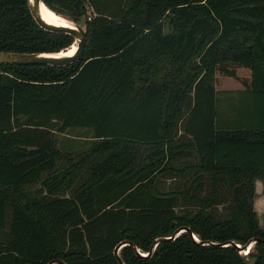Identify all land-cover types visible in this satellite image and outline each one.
<instances>
[{
	"label": "trees",
	"instance_id": "1",
	"mask_svg": "<svg viewBox=\"0 0 264 264\" xmlns=\"http://www.w3.org/2000/svg\"><path fill=\"white\" fill-rule=\"evenodd\" d=\"M43 2L85 19L88 40L64 67L0 65V264H120L125 242L124 264H264V0ZM74 42L42 29L29 0H0V52ZM238 68L245 90H217V73ZM74 129L96 142L58 170L57 136ZM183 227L199 242L184 232L136 252ZM253 239L248 257L228 245Z\"/></svg>",
	"mask_w": 264,
	"mask_h": 264
},
{
	"label": "water",
	"instance_id": "2",
	"mask_svg": "<svg viewBox=\"0 0 264 264\" xmlns=\"http://www.w3.org/2000/svg\"><path fill=\"white\" fill-rule=\"evenodd\" d=\"M44 4L43 0H29V7L32 13L33 18L37 22V24L44 30L55 32V33H66L74 38L77 44L76 52L71 56H55L57 53H41V54H23V53H13V52H0V65H18V66H30V65H41V66H50V67H64L76 62L81 61L84 58L85 48L88 40V32L87 27H83L82 23H74L72 27H59L52 24L47 23L42 15H41V6ZM45 5V4H44ZM46 6V5H45ZM187 232L189 235L196 240V236L189 228H180L171 238H159L157 239L151 248V251L144 255L137 248H135L136 252L144 257L151 256L155 251L157 245L162 241H173L176 237L181 235L182 233ZM260 239L251 240L246 246H240L235 242H229L228 245L235 246L240 251L252 249L254 244H256ZM204 245L208 244H216L213 242L202 243ZM129 245L128 243H122L115 248V256L118 258L120 264H124L120 257V250L122 246ZM218 245V244H216ZM248 254H245V256ZM253 263V260L251 261ZM49 264H66L61 260L52 261Z\"/></svg>",
	"mask_w": 264,
	"mask_h": 264
},
{
	"label": "rangeland",
	"instance_id": "3",
	"mask_svg": "<svg viewBox=\"0 0 264 264\" xmlns=\"http://www.w3.org/2000/svg\"><path fill=\"white\" fill-rule=\"evenodd\" d=\"M63 16V15H62ZM65 18H67L69 20L68 17L63 16ZM71 21V20H70ZM78 23H82L83 27H85L86 25V21L85 19H81ZM240 69V70H239ZM236 71L238 72L237 75H239L240 77H238V79H245L246 77H248V74H250V70L246 69V68H239ZM217 78V82H216V86L219 89L220 92H222L221 90L224 89H229V88H236V87H240L242 86L241 84H237L236 79L234 78H230L228 76H225L221 73H217L216 75ZM180 136H183V128H180V132L178 133ZM95 139H93L92 137V133H90L88 130H81V129H74V130H70L65 134H59L57 136V150L61 153V154H66L63 159H61L58 164H57V168L58 170H61L63 168L69 167L71 164L78 162L83 156H85L86 154H88L91 149L92 146L95 143ZM189 159L185 158V157H181L180 161H177L175 164L176 166H182L185 162H187ZM197 161L196 157H192L189 162L191 163H195ZM84 170H86V168H83L81 170V172H83ZM85 172V171H84ZM82 175L80 176V178H82L84 176V173H81ZM212 181V175L208 174L207 176H205L204 179V183H205V193L209 192L210 190V184ZM170 180H163V182H161L162 188H168L169 184H170ZM80 183V180L74 184V186L69 190L66 189L64 191V195L69 196L70 193L74 190V188L77 187V185ZM164 186V187H163ZM41 188V185L39 184L38 186L34 187L31 189V192H35L37 190H39ZM63 193V192H62ZM222 194L225 195L226 192L222 191ZM228 194L226 195V198H228ZM223 207H220V211L222 210ZM241 253L243 254V252L241 251ZM245 256V254H243ZM246 257H248V255H246Z\"/></svg>",
	"mask_w": 264,
	"mask_h": 264
},
{
	"label": "crops",
	"instance_id": "4",
	"mask_svg": "<svg viewBox=\"0 0 264 264\" xmlns=\"http://www.w3.org/2000/svg\"><path fill=\"white\" fill-rule=\"evenodd\" d=\"M239 69V68H238ZM240 70V69H239ZM238 74V72H237ZM238 77H240L238 75ZM238 82L237 84H241L242 86H238L236 88H229V89H224L221 91H243L245 90V87L243 85L244 82L246 83H250L251 81V72L250 74H248V77H246L245 79H236ZM217 85V84H216ZM216 89L219 90L216 86ZM195 154V153H194ZM199 161V157L196 158ZM209 173H203L202 177H203V181L205 179V176H207ZM186 180H189L190 183L192 181H194L197 178V175L194 174V172H191L189 174H185ZM255 189H256V198L254 200V209L255 212L257 213V217H258V221H259V225L262 229H264V180H256L255 182Z\"/></svg>",
	"mask_w": 264,
	"mask_h": 264
},
{
	"label": "bare ground",
	"instance_id": "5",
	"mask_svg": "<svg viewBox=\"0 0 264 264\" xmlns=\"http://www.w3.org/2000/svg\"><path fill=\"white\" fill-rule=\"evenodd\" d=\"M41 15L43 19L52 25L59 26V27H72L73 22L68 20L67 18L63 17L62 15L56 13L55 11L51 10L44 4L41 6ZM77 50V44L74 43L70 48L67 50L61 51L57 54H54L55 56H71L73 55ZM196 238V237H195ZM251 251L249 248L248 250L242 251L243 254H248Z\"/></svg>",
	"mask_w": 264,
	"mask_h": 264
},
{
	"label": "built area",
	"instance_id": "6",
	"mask_svg": "<svg viewBox=\"0 0 264 264\" xmlns=\"http://www.w3.org/2000/svg\"><path fill=\"white\" fill-rule=\"evenodd\" d=\"M144 255H147V254H145V253H143Z\"/></svg>",
	"mask_w": 264,
	"mask_h": 264
}]
</instances>
